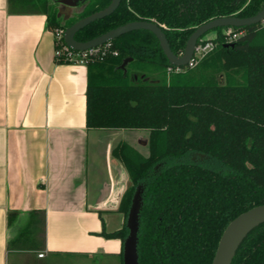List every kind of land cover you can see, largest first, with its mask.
Wrapping results in <instances>:
<instances>
[{
  "label": "trees",
  "instance_id": "1",
  "mask_svg": "<svg viewBox=\"0 0 264 264\" xmlns=\"http://www.w3.org/2000/svg\"><path fill=\"white\" fill-rule=\"evenodd\" d=\"M80 1V11L68 19L58 15L59 0L9 5L15 13L46 14V27L54 33L112 0ZM263 7L264 0H122L114 13L75 38L88 41L129 22L151 21L182 55L199 26L219 17H251ZM224 29L217 28L215 39L199 40L213 41L219 56L204 62L199 74L169 73L159 40L144 29L113 40L118 56L87 63V126L149 131L147 156L126 142L114 149L132 186L120 203L124 226L101 233L124 245L133 195L144 184L140 264H212L228 224L264 204V23ZM234 33L240 35L228 42ZM128 57L133 60L121 68ZM219 73L225 82L217 80ZM18 214L10 212L9 223ZM232 264H264V223L243 240Z\"/></svg>",
  "mask_w": 264,
  "mask_h": 264
},
{
  "label": "crops",
  "instance_id": "2",
  "mask_svg": "<svg viewBox=\"0 0 264 264\" xmlns=\"http://www.w3.org/2000/svg\"><path fill=\"white\" fill-rule=\"evenodd\" d=\"M46 21L0 0V264H123L122 239L101 235L124 226L132 186L114 149L147 156L149 135L87 126L88 67L57 63Z\"/></svg>",
  "mask_w": 264,
  "mask_h": 264
},
{
  "label": "water",
  "instance_id": "3",
  "mask_svg": "<svg viewBox=\"0 0 264 264\" xmlns=\"http://www.w3.org/2000/svg\"><path fill=\"white\" fill-rule=\"evenodd\" d=\"M121 1L122 0H112L111 3L104 9L79 19L67 28H63L65 43L74 50L85 51L90 48L103 45L109 41H113L122 34L134 30L144 29L155 34L160 42L162 50L164 51L171 65L183 67L188 65L191 59L194 57L199 40L209 30L219 27H241L264 22V7L261 11L251 17L230 16L213 19L199 26L190 35L185 46V51L182 55H177L171 49L170 43L163 29L157 23L151 21L140 20L129 22L111 29L110 31L88 41H78L75 38L76 33L85 26L114 13L120 6ZM59 3L60 10L58 12V15L63 16L64 19H68L73 15L72 7L77 6L78 0H59ZM132 60L133 57L124 59L121 68L124 69L126 65ZM144 189V185L140 184L137 186L129 209V214L126 222L129 233L125 238L123 245L124 264H140L138 246L140 216L143 208ZM262 223H264V204L252 207L234 218L228 224L222 234L212 264H232L233 258L243 240L255 227L259 226Z\"/></svg>",
  "mask_w": 264,
  "mask_h": 264
},
{
  "label": "built area",
  "instance_id": "4",
  "mask_svg": "<svg viewBox=\"0 0 264 264\" xmlns=\"http://www.w3.org/2000/svg\"><path fill=\"white\" fill-rule=\"evenodd\" d=\"M239 35L240 34L238 33L229 34L227 37V41L232 42ZM54 37H55L54 56L57 62L61 61V63H68L74 65H87V63L92 60H96V59L103 60L105 57H108L110 55L111 56L119 55V50L113 46V41H109L103 45L90 48L85 51H78V50H74L65 43L63 28L56 29L54 32ZM214 47H215V43L213 41H207V42L202 41L198 43L194 57L191 59L188 65L183 67L170 65L167 68L168 72L169 73L182 72L189 68L194 67L198 59L200 57L205 56L209 51L213 50ZM44 254L45 253L42 251L38 253V256L43 257Z\"/></svg>",
  "mask_w": 264,
  "mask_h": 264
},
{
  "label": "rangeland",
  "instance_id": "5",
  "mask_svg": "<svg viewBox=\"0 0 264 264\" xmlns=\"http://www.w3.org/2000/svg\"><path fill=\"white\" fill-rule=\"evenodd\" d=\"M80 0H78V4H77V6H75V7H72V12L73 13H75V12H78V11H80V9H81V4H80ZM60 10V9H59ZM61 17H63V16H61ZM64 18V17H63ZM264 23V22H263ZM222 30H225L224 29V27H222ZM217 28L216 29H212V30H209L207 33H205L201 38L202 39H205V40H209V39H215L216 38V36H217ZM211 57H219L218 55H217V53H215V50L213 49V50H211V51H209L205 56H203V57H200L199 59H198V61H197V63L195 64V66L194 67H192V68H189V72H196V73H198L199 74V71H201V70H203L204 68L202 67V65H203V63L204 62H206L207 60L209 61V58H211ZM217 60L219 59V58H216ZM211 69V68H210ZM206 70V71H203V72H206V73H210L211 72V70ZM188 72V73H189ZM216 78H217V80L219 81V82H221V83H223V82H225V76H224V74L223 73H219V74H217V76H216ZM138 132L136 133V137L134 138V140L136 139H138L139 137H141V138H147V136L149 135V131L148 130H146V129H139V130H137ZM133 143H134V145L135 146H133V145H131V144H129V145H131V146H133L134 148H136L139 152H141L142 154H147L148 153V147L147 146H142L141 144L140 145H138L137 143H136V141H133ZM121 159V158H120ZM122 161V160H121ZM90 264H101V261L97 258L96 260H93V261H91L90 262Z\"/></svg>",
  "mask_w": 264,
  "mask_h": 264
},
{
  "label": "flooded vegetation",
  "instance_id": "6",
  "mask_svg": "<svg viewBox=\"0 0 264 264\" xmlns=\"http://www.w3.org/2000/svg\"><path fill=\"white\" fill-rule=\"evenodd\" d=\"M230 28V27H229ZM146 156V155H145ZM157 167H158V165H157ZM156 167V168H157ZM140 185V184H139ZM141 185H144V184H141ZM137 188V187H136ZM144 188H145V185H144ZM145 190V189H144ZM136 191V190H135ZM144 194V193H143ZM122 200V199H121ZM121 203V202H120ZM120 208V207H119ZM141 217V216H140Z\"/></svg>",
  "mask_w": 264,
  "mask_h": 264
}]
</instances>
